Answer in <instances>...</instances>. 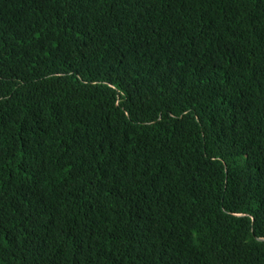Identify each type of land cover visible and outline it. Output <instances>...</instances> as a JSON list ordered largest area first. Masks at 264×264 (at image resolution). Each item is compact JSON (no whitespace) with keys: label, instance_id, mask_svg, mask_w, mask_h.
I'll use <instances>...</instances> for the list:
<instances>
[{"label":"trees","instance_id":"trees-1","mask_svg":"<svg viewBox=\"0 0 264 264\" xmlns=\"http://www.w3.org/2000/svg\"><path fill=\"white\" fill-rule=\"evenodd\" d=\"M0 264H264V0H0Z\"/></svg>","mask_w":264,"mask_h":264}]
</instances>
